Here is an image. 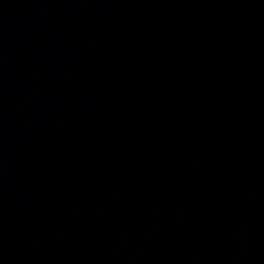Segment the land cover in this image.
<instances>
[{
	"label": "water",
	"instance_id": "water-1",
	"mask_svg": "<svg viewBox=\"0 0 264 264\" xmlns=\"http://www.w3.org/2000/svg\"><path fill=\"white\" fill-rule=\"evenodd\" d=\"M0 264H264V0H0Z\"/></svg>",
	"mask_w": 264,
	"mask_h": 264
}]
</instances>
